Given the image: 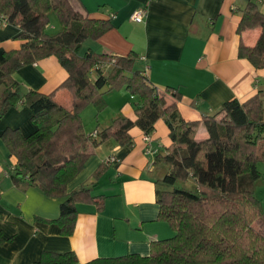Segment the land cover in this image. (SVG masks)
<instances>
[{"label":"trees","instance_id":"trees-1","mask_svg":"<svg viewBox=\"0 0 264 264\" xmlns=\"http://www.w3.org/2000/svg\"><path fill=\"white\" fill-rule=\"evenodd\" d=\"M78 7L76 12L68 0H0V17L19 27L17 37L23 41L19 50L5 53L0 62V115L20 102L30 111L34 126L27 137L16 129L2 136L17 159L15 178L62 200L55 223L68 236L73 231L75 205L95 203L96 198L89 195L92 183L67 193L93 150L110 138L130 149L131 129L150 136L155 123L163 119L171 144L164 154L155 156L152 165L165 169L154 181L158 219L174 235L151 242L146 256L99 258L86 264H264V235L253 227L261 215L253 186L260 177L257 165L264 162L259 94L244 103L225 102L201 122H185L177 109L179 93L152 86L145 73L135 69L136 54L117 57L88 51L79 56L82 43L100 38L110 29V20L90 19ZM51 14L62 26L54 35L46 33ZM258 27L261 34L255 46H244L241 35ZM236 34L238 57L256 70L263 69L264 13L254 1L241 10ZM47 57H54L68 74L65 87L74 98L70 109L58 105L52 95L21 93L11 76L22 65ZM120 88L134 98L135 120L118 116L106 128L86 134L81 111L92 105L100 112L106 107L104 95ZM200 125L207 138L195 140ZM101 173L102 167L93 179ZM35 264H76V257L72 252H43Z\"/></svg>","mask_w":264,"mask_h":264},{"label":"crops","instance_id":"crops-1","mask_svg":"<svg viewBox=\"0 0 264 264\" xmlns=\"http://www.w3.org/2000/svg\"><path fill=\"white\" fill-rule=\"evenodd\" d=\"M250 1L264 13V0H77L90 19L110 20V29L100 38L82 43L79 56L88 51L117 57L136 54L135 69L144 72L152 86L179 93L177 109L182 119L201 122L225 102L244 103L256 94L264 100V68L256 70L238 57L236 28L241 10ZM138 8L147 12L140 24L130 21ZM51 15L54 20L49 23L58 25L52 31H61L57 17ZM19 34L18 26H0V62L5 53L20 49ZM260 34L259 27L246 31L241 42L253 47ZM11 76L21 93L52 95L58 105L72 108L74 98L65 87L68 74L54 57L22 65ZM104 99L106 107L100 112L92 105L81 111L86 134L106 128L118 116L135 120L134 98L127 90L110 91ZM15 129L23 137L34 131L31 113L20 102L0 115V264H35L43 252H72L76 264L130 254L146 256L151 242L172 235L169 225L158 219L154 181L163 174L152 165L155 156L164 154L171 144L163 119L155 123L150 136L131 129L130 149L110 138L93 150L67 193L92 183L89 195L96 198L95 203L75 205L73 231L68 236L55 223L62 200L15 178L17 159L2 137ZM206 138L200 125L195 140ZM110 157L116 163L105 164ZM100 167L102 173L93 179Z\"/></svg>","mask_w":264,"mask_h":264},{"label":"rangeland","instance_id":"rangeland-1","mask_svg":"<svg viewBox=\"0 0 264 264\" xmlns=\"http://www.w3.org/2000/svg\"><path fill=\"white\" fill-rule=\"evenodd\" d=\"M68 1L70 2L71 6L73 7V9L76 12L80 11L78 5H76L73 0H68ZM49 19L54 20V16L50 15ZM53 27L58 28V25H57L56 22H52L51 21V23H49V26H48L49 30L46 29V33H50V32L51 33H54V32L57 33L59 31V30H56L57 32L56 31H52ZM262 102H263L262 111H263V118H264V100ZM85 122H86V118H85ZM85 122H84V129L87 130V128H86L87 125L85 124ZM262 137H264V131L262 132ZM161 170H162L161 174H163L165 169L161 168ZM257 170H258V172L260 174V177L254 183L253 195L259 201V205H260V209H261V215H260V217L258 219H256V221H254L253 227L256 230L260 231L264 235V162H259L258 163ZM177 185L180 186V187H183L184 189H187V190H193L194 189L187 183L186 184L178 183ZM173 235H174V233H172V235L169 236L168 238L172 237ZM162 239H165V238H162Z\"/></svg>","mask_w":264,"mask_h":264},{"label":"built area","instance_id":"built-area-1","mask_svg":"<svg viewBox=\"0 0 264 264\" xmlns=\"http://www.w3.org/2000/svg\"><path fill=\"white\" fill-rule=\"evenodd\" d=\"M147 16V12L144 8H138L136 9L130 16V21L136 24H140L144 21V19ZM7 25V21L5 18L0 17V26H5ZM146 140H148V137H146ZM109 163H116L115 158L110 157L105 161V164Z\"/></svg>","mask_w":264,"mask_h":264}]
</instances>
